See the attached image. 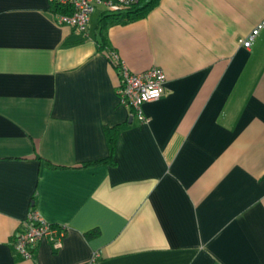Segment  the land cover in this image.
<instances>
[{
    "label": "crops",
    "instance_id": "1",
    "mask_svg": "<svg viewBox=\"0 0 264 264\" xmlns=\"http://www.w3.org/2000/svg\"><path fill=\"white\" fill-rule=\"evenodd\" d=\"M48 0H0V264H264V0H159L109 24L132 72L160 67L144 120L119 72ZM118 133L114 165L105 127ZM63 225L60 249L12 247L28 213ZM96 229L98 234L86 238Z\"/></svg>",
    "mask_w": 264,
    "mask_h": 264
},
{
    "label": "built area",
    "instance_id": "2",
    "mask_svg": "<svg viewBox=\"0 0 264 264\" xmlns=\"http://www.w3.org/2000/svg\"><path fill=\"white\" fill-rule=\"evenodd\" d=\"M56 3L66 12L56 13L58 23L69 25L81 33H86L90 15L95 9L119 11L129 8L138 0H48ZM264 23L258 24L241 45L249 48ZM110 64L119 72L120 83L117 89L121 105L131 110L132 115L144 120L142 105L159 99L165 92V74L160 67L153 66L140 72L130 71L113 49L105 52ZM66 228L54 225L41 217L36 210H31L21 225V230L12 239V247L24 259H31L37 244L47 239L53 249H60ZM100 254L93 251L90 257L81 264H97Z\"/></svg>",
    "mask_w": 264,
    "mask_h": 264
},
{
    "label": "trees",
    "instance_id": "3",
    "mask_svg": "<svg viewBox=\"0 0 264 264\" xmlns=\"http://www.w3.org/2000/svg\"><path fill=\"white\" fill-rule=\"evenodd\" d=\"M159 0H138L137 3L132 4L129 8L125 10L119 11H104L101 14V18L99 20L98 32L100 36V49L103 51L110 49L109 45L107 44L106 32L109 24L113 23H127L134 20H138L143 18L156 4ZM51 10L56 13L66 12V8H62L61 6L57 5L56 3L50 4ZM123 129V126H115V127H105V133L107 137V144H108V156L103 159H99L92 162L83 163L80 167H88L94 164H110L114 165V153H115V145L118 133ZM98 234L96 229L87 231L85 233L86 238H92Z\"/></svg>",
    "mask_w": 264,
    "mask_h": 264
}]
</instances>
